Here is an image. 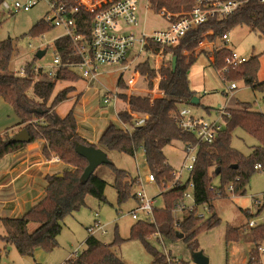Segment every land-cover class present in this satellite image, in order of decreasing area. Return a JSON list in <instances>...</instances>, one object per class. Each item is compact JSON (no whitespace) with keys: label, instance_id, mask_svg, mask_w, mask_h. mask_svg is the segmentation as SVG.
I'll return each instance as SVG.
<instances>
[{"label":"trees","instance_id":"1","mask_svg":"<svg viewBox=\"0 0 264 264\" xmlns=\"http://www.w3.org/2000/svg\"><path fill=\"white\" fill-rule=\"evenodd\" d=\"M238 1L239 6L228 16L208 18L204 23L188 30L177 45L166 48L171 54V59L160 69L163 79L158 83L161 92L159 96L151 99L149 96L118 94L119 98L127 103L129 111L143 115L144 121L130 130L110 124L96 144L86 142L76 133V119L72 108L62 118H58L54 112V108L68 99L69 93L74 89L73 86H66L52 96L55 81H73L78 76L64 68L58 69L53 77L41 73L38 80L8 73L9 61L14 49L10 39L0 41V99L12 108L18 119L17 125H21V129H26L29 136L27 143L43 139L44 156L48 157L53 153L63 163L72 166L70 170L45 175L44 195L23 215L0 218V224L4 229L0 240L5 245L15 247L23 256L32 257L37 248L50 252L58 245L57 237L61 232L64 218L77 212L85 204L87 195L99 202L106 201L104 195L106 181L96 174V169L85 183L80 181V175L87 161L75 151V143H79L93 145L106 154L117 151L134 156L137 150H142L148 170L162 189L159 194L162 196L163 204L160 207H153L152 222L140 220L135 222L130 227L129 238L139 239L143 243L153 256L152 264H168L164 256L147 241V237L153 233L175 239L178 238L177 232H181L191 251L198 250L197 235L220 222V218L213 211V202L227 197L229 192L243 195L249 178L258 170L254 166L259 164L261 169H264V113L252 110L249 103H238L239 108H225L229 116L225 117L222 129L210 143L199 141L194 134L182 131L177 125L180 105L190 104V100L195 97V91L190 87L188 69L196 56L190 55L185 62L184 51L197 46L198 42L204 39H220L224 33L237 26H246L264 39V4L259 3L258 0ZM196 3V0H152L153 7L165 5L168 8L184 11L190 10ZM89 17L88 14H81L78 21L82 27L80 31L86 38H89ZM50 27L52 26L48 22L40 20L32 26L29 33L39 36ZM53 46L55 54L60 56L62 62L77 60L69 37L54 39ZM230 52L231 49L225 45L211 52L213 57L210 61L211 66L216 72L220 71L219 77L223 81H231L230 83L243 79L252 90L264 91V81L259 82L256 78L259 56L253 55L244 62L227 65L223 70L225 59ZM173 56L176 57L174 69L171 67ZM138 66L141 76L146 79L154 77L155 71L150 67L149 62H143ZM26 71L29 72V69L27 68ZM117 86L121 89L125 88L121 77L118 78ZM29 90L32 96L28 95ZM204 111L209 113L210 107H204ZM116 114L119 121L132 124L128 110L121 109ZM236 128L242 129L257 141V145H254L246 156L231 146V135ZM69 134L71 138L68 137ZM9 139L6 132L0 134V158L27 144L9 142ZM172 141L197 146L193 168L188 174L187 181L193 184L194 205L206 204L212 212L207 219L198 217L195 209L184 213L185 209L181 205L184 203L183 192L186 183L175 182L171 187H167L173 182L174 170L167 163L163 148ZM105 165L113 175L112 186L116 192L117 204L135 199L132 190L139 183L138 176H132L127 171L116 168L110 159ZM214 177L218 178L217 185L212 183ZM229 185L230 189H228ZM178 208L181 218L175 219L174 211H178ZM244 213L248 220L251 217L249 210H244ZM30 223L36 224L32 231L28 230ZM250 230L254 246L249 253L247 264H260L256 247L264 241V225H258ZM237 240V229L228 226L225 233L226 243ZM123 241L116 229L113 240L107 244L89 234L84 241V248L72 253L64 264H125L112 249Z\"/></svg>","mask_w":264,"mask_h":264},{"label":"rangeland","instance_id":"2","mask_svg":"<svg viewBox=\"0 0 264 264\" xmlns=\"http://www.w3.org/2000/svg\"><path fill=\"white\" fill-rule=\"evenodd\" d=\"M142 7L143 4L140 5L139 10L140 26L143 25L147 32L163 28L167 25V21L157 14L155 6L148 9L145 14L142 11ZM48 11V5L44 0H38L27 11L21 10L11 15L3 13L0 8V41L10 39L14 49L9 61L8 73L14 74L21 66L30 62L33 65H43L51 62L55 54L53 40L62 33L61 28L52 26L39 36H33L29 33L33 25L40 20H45ZM218 39L212 41L214 42ZM221 45L234 50L239 56H243L246 59H249L253 55H258L259 68L256 78L259 82L264 81V39L250 31L246 26H237L228 32V42L225 44L222 42L217 48ZM189 49L184 51L183 54H190L193 57L199 54L188 69L190 87L195 91V97L199 98V105L186 104L194 115L201 116L209 122L218 120V110L224 109L226 101L229 100V104L247 102L251 105L252 110L264 113V91L252 90L245 84L243 79L235 80L236 89L228 90L227 87L231 81H223L215 75V70L212 68L211 62L207 57L209 53L208 55L204 54V52L202 53L203 50L198 49L197 46ZM38 50H44V55L41 58L36 57ZM131 57H128L127 60L129 61ZM120 67L121 65L119 64L100 65L97 82L88 85L89 87L86 86V81L80 76V72L77 69H71L70 71L78 76L77 79L73 81H55L52 96L62 86L72 85L75 87L68 95L70 98L62 101L54 108L55 114L62 118L72 108L74 115H77L79 120L84 119V116L87 115L83 125L88 129H92L95 125L96 127L102 126L104 122L108 121L121 127L116 119L115 111L109 112L108 107H115L114 103L110 101L105 105L102 102L108 91H118V94L124 93L128 96L131 94L149 96L150 98L157 97L159 92L151 83V79L156 76V73L151 79L141 76L138 84L132 91H129L126 85V73L122 77V83L125 88H119L117 81L120 76ZM137 69L140 73L139 66ZM39 78L40 76L38 75L32 79L38 80ZM28 95L32 96L30 90L28 91ZM51 99L52 97L50 101ZM80 101H83V108L78 106V102ZM115 105L117 108L122 107L121 101H117ZM204 107H210L209 113L204 111ZM0 119L3 121L2 125H4V129L8 130L18 120L10 105L2 99H0ZM14 132L9 131L8 136L11 138L16 134ZM254 145H257L256 139L242 129L236 128L232 132L231 146L242 155H248ZM163 152L167 163L174 171H179L182 168L186 156L193 155V153H187L184 150L183 144L179 141H172L166 145L163 148ZM107 157L116 168L123 169L132 176H138V179L141 181L149 172L141 149L137 150L134 156L111 151L108 152ZM96 174L106 181L104 192L106 201L99 202L94 197L87 195L85 197V204L77 212L64 218L65 225L57 237L58 247L50 252L37 248L34 251L33 260L32 257L20 255L15 247L5 245L0 240V264H63L72 253L78 250L81 251L84 248L85 238L89 235L88 228L93 226L95 221L103 225L106 230L105 234L100 232L94 234L101 242L110 243L114 238L115 229L118 235L124 239L122 243L113 246L112 249L125 264H152L153 256L144 247L143 243L139 239L129 238L130 227L135 222L139 220L151 222L148 215L138 210V219L133 220L131 218L129 211L137 207L136 199L132 198L120 205L117 204L116 192L112 186L113 175L105 164L96 168ZM187 176L188 172L184 169L181 178L183 184L186 183ZM218 182V178L214 177L212 183L217 185ZM136 187L132 190V195ZM143 188L148 197L154 198L153 207L162 206L163 200L159 194L160 186L156 182L143 183ZM186 191L192 193L188 187ZM254 196L264 199V169L256 170L251 175L243 195L229 192L227 197L216 199L213 202V211L220 218V222L210 229L202 230L197 235L198 250H201L208 258V264L248 263L249 253L253 248V240L251 238V230L246 224L247 217L244 210L248 209L252 213L255 212L256 207L252 202ZM183 201L186 207H193L195 213L202 214L204 219H207L212 213L206 204L195 206L192 195L189 198H183ZM184 209L183 211L186 214L188 210L187 208ZM174 215L175 219L181 218L180 211L175 210ZM262 215L264 214L259 213L255 218L260 220L262 219ZM35 226V223H30L28 230L32 231ZM228 226L237 229V241L226 243L225 233ZM3 233L4 229L0 224V235ZM147 241L164 256L168 264H194L191 258L192 251L183 238L172 239L161 236L159 240L158 236L151 234L147 237ZM261 244H264V241ZM39 253L44 254L46 259H40L37 255ZM259 259L261 264H264V252L259 253Z\"/></svg>","mask_w":264,"mask_h":264},{"label":"built area","instance_id":"3","mask_svg":"<svg viewBox=\"0 0 264 264\" xmlns=\"http://www.w3.org/2000/svg\"><path fill=\"white\" fill-rule=\"evenodd\" d=\"M38 0H2L0 8L3 13L7 15L14 14L18 11L29 10ZM49 8L45 17V21L53 27L61 28L62 33L57 37L67 36L72 42V51L77 60L62 62L58 54H54L51 62L43 65H33L32 62L21 66L14 72L20 77L40 76L41 73L48 77H53L57 70L64 68L67 70L77 69L80 76L88 84L97 82L99 75L98 68L100 65H121L120 76L123 77L127 73L125 79L129 91L134 90L138 84L141 75L137 69L138 65L143 62H149L150 67L155 71L156 76L151 79L152 86L158 89V83L163 79L160 73L161 67L165 66L171 59V54L166 51V48L175 46L179 40L186 34V32L202 23L208 18L218 16L224 18L231 14L240 4L238 0H196V4L187 11L168 8L165 5L156 6L157 14L167 21V25L163 28L147 32L144 26H140V5L143 4L142 11H146L153 7L152 0H44ZM259 3L264 4V0H258ZM81 14H88L89 17V38L81 33L79 24V16ZM220 40L223 44L228 42V33H224ZM203 41H199L197 48L202 49ZM224 46V45H223ZM39 49V48H38ZM192 49V48H190ZM189 49V50H190ZM199 52V51H198ZM131 59L128 61V57ZM185 56V62L188 61L189 55ZM246 60L245 57L239 56L234 50H231L229 56L225 59V67L235 63H241ZM29 69V72L26 69ZM218 74L220 73L217 72ZM228 90L236 89L234 82L227 87ZM108 94L103 98V103L107 104L110 101L115 103L118 99V91L107 92ZM153 99V98H151ZM126 110L132 118V124L121 122V128L130 130L133 126L140 125L144 121L143 115L132 113L128 109L126 103ZM218 120L209 122L201 116H196L191 109L181 104L178 110L177 125L178 127L188 133L194 134L199 141L210 143L214 140L218 131L222 129L225 117L229 116V112L224 109H219ZM187 153H193L192 156H186L185 162L179 171H174L173 182L167 187H171L175 182L182 183L181 178L184 169L188 174L193 168L195 160V153L197 146L195 144L183 145ZM57 155L51 154L48 157V162H59ZM255 169H261L260 165L254 166ZM188 177V176H187ZM153 174L149 171L141 181L139 179L138 186L134 191V198L137 200V207L131 209L129 214L133 220L138 219L137 211L141 210L148 215L151 222L153 221V203L154 198L148 197L143 183H154ZM186 188L193 190L191 181H186ZM231 186H228L230 189ZM162 189L160 188V192ZM193 193L183 192V198H189ZM253 205L256 207L255 212L247 220V227L253 228L258 225H264V215L262 219H256L255 216L259 213L264 214V199L259 197L252 198ZM194 203V202H193ZM187 210L194 209L193 207H186ZM180 211V208H178ZM198 217H203L202 214H196ZM177 227V224H174ZM90 235L96 232L102 234L106 233L104 226L95 221L93 226L88 228ZM155 236L161 238L158 233H153ZM258 253L264 252V244H259L256 247ZM75 251L74 253H76ZM64 264V262H63Z\"/></svg>","mask_w":264,"mask_h":264},{"label":"crops","instance_id":"4","mask_svg":"<svg viewBox=\"0 0 264 264\" xmlns=\"http://www.w3.org/2000/svg\"><path fill=\"white\" fill-rule=\"evenodd\" d=\"M203 42L204 43L201 49L203 50L202 53L204 52V54L206 55H208L209 53L207 57L209 58L210 61H212L213 57L211 55V52L217 49V47L222 42L219 39L214 42L212 40L205 39V41ZM198 55L199 54H197V56ZM214 72H215V75L219 77L218 73L216 71ZM88 85H91V84H88L86 82V86ZM67 86H72V85H67ZM62 88L63 86L60 89ZM160 94L161 92H159V95ZM117 101H121L122 103L121 108L116 107L115 104ZM229 102L230 100L226 101L224 108H239L240 107L236 103L229 104ZM198 103H199V98H198ZM78 106H81L83 108V101L78 102ZM114 106L115 107L111 106L108 108H109V112L115 111V114H116L118 110L125 109L126 103L118 98L115 101ZM104 113H107V112H104ZM56 116L60 118L58 115ZM74 116L76 119V133L80 137L85 139L86 142L91 143V144H96V142L98 141L99 137L101 136L103 131L106 129V127L109 126L110 124H113L111 121H108L106 123L104 122L102 126L96 127L95 125L93 126L92 129H88L86 126L83 125L84 120H86L87 118V115H85L84 119L82 120H79L78 119L79 117L77 115H74ZM116 119L120 123V121L117 118V114H116ZM2 122L3 121L0 119V134L6 132L8 135L9 131H15L14 132L15 134L21 129V125H17L18 120L14 124V126L10 128V130L4 129L3 127L4 125H2ZM44 144H45V141L43 139H37L34 142L27 143L26 145H24L22 148L18 149L17 151L8 153L0 158V218L19 217L23 215L31 206L36 204L44 195V190L46 186L45 179H44L45 175L54 174L57 172H61L63 170L72 169L71 165L63 163L61 160L59 162H53V163L48 162V157L52 153L48 157L43 155L42 148ZM64 225L65 224L63 222L62 229ZM252 246H254V243H252ZM37 255L42 260L46 259L44 254L39 253ZM32 259L34 260V254L32 256Z\"/></svg>","mask_w":264,"mask_h":264},{"label":"water","instance_id":"5","mask_svg":"<svg viewBox=\"0 0 264 264\" xmlns=\"http://www.w3.org/2000/svg\"><path fill=\"white\" fill-rule=\"evenodd\" d=\"M44 55V50H38L36 52V57L41 58ZM176 64V57L173 56L171 60V67L174 69ZM198 103V98L193 97L190 100V104L196 105ZM71 138V135L68 136ZM9 142H21L27 143L29 141V136L26 129H20L14 136H12ZM75 151L82 157H84L87 161V165L84 167L81 175L80 181L85 183L89 176L95 171V169L102 165L109 163V159L107 154L101 150L100 148H96L93 145H83L79 143H75ZM236 167V165L234 166ZM61 176V174H58ZM177 237L182 238L183 234L181 232H177ZM192 262L194 264H208V258L203 254L201 250H196L191 253Z\"/></svg>","mask_w":264,"mask_h":264}]
</instances>
